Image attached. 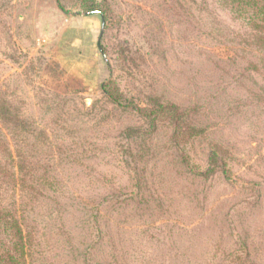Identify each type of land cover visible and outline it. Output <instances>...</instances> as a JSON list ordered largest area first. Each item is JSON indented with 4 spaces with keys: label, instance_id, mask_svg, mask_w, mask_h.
<instances>
[{
    "label": "rangeland",
    "instance_id": "obj_1",
    "mask_svg": "<svg viewBox=\"0 0 264 264\" xmlns=\"http://www.w3.org/2000/svg\"><path fill=\"white\" fill-rule=\"evenodd\" d=\"M94 1L106 21L0 0V99L61 135L73 248L48 238L42 263L264 264L263 55L239 49L219 0ZM155 104L200 134L175 145L170 122L136 110ZM214 145L226 154L212 165Z\"/></svg>",
    "mask_w": 264,
    "mask_h": 264
},
{
    "label": "trees",
    "instance_id": "obj_2",
    "mask_svg": "<svg viewBox=\"0 0 264 264\" xmlns=\"http://www.w3.org/2000/svg\"><path fill=\"white\" fill-rule=\"evenodd\" d=\"M219 1L245 30L235 37L245 47L239 49L250 48L263 55L255 68L259 65L264 73V0ZM56 3L65 14L76 11L99 15L104 21L109 15L108 7L94 0H56ZM103 89L119 107H131V102L122 100L120 91L112 83ZM13 104L7 98L0 99V264H43L48 238L65 239L68 247L73 248L71 232L60 216V200L65 196L63 149L56 139L61 135L48 127L31 125ZM136 108L152 126L156 122H170L177 146L186 145L200 134L198 128L187 126L185 114L177 106L155 104L152 109ZM225 154L221 146L214 145L210 151L211 164L220 163L219 157ZM220 168L228 175L225 162Z\"/></svg>",
    "mask_w": 264,
    "mask_h": 264
}]
</instances>
